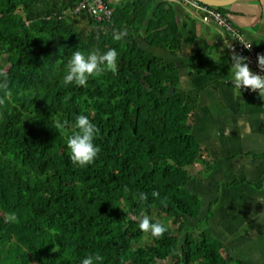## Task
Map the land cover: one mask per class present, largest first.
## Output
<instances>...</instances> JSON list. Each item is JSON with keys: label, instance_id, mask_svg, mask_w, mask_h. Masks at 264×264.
<instances>
[{"label": "trees", "instance_id": "trees-1", "mask_svg": "<svg viewBox=\"0 0 264 264\" xmlns=\"http://www.w3.org/2000/svg\"><path fill=\"white\" fill-rule=\"evenodd\" d=\"M78 1L0 0V71L10 92L0 91V264H80L89 254L100 264H244L206 230L210 213L191 226L201 201L186 185L205 164L190 125L196 101L180 90L173 63L135 41L142 32L149 46L180 49L172 3L103 0L112 17L96 22L75 13ZM108 48L120 54L116 73L65 84L72 51ZM80 114L100 129L101 151L85 167L67 148ZM10 212L18 222L6 221ZM143 215L168 230L143 232Z\"/></svg>", "mask_w": 264, "mask_h": 264}, {"label": "crops", "instance_id": "crops-1", "mask_svg": "<svg viewBox=\"0 0 264 264\" xmlns=\"http://www.w3.org/2000/svg\"><path fill=\"white\" fill-rule=\"evenodd\" d=\"M163 1L175 11L180 49L172 53L149 46L142 32L135 41L173 63L180 90L196 101L190 125L205 164L196 165L186 185L201 201L199 219L191 223L210 213L206 230L223 255L264 264V203L258 201L264 198V98L258 90L242 88L239 94L228 81L234 52L229 34L203 22L191 6ZM216 9L251 42L256 55L264 54V0H234Z\"/></svg>", "mask_w": 264, "mask_h": 264}, {"label": "clouds", "instance_id": "clouds-1", "mask_svg": "<svg viewBox=\"0 0 264 264\" xmlns=\"http://www.w3.org/2000/svg\"><path fill=\"white\" fill-rule=\"evenodd\" d=\"M114 38H121L120 31H115ZM245 47L250 48L251 42L245 43L244 37H239ZM119 52L116 48H108L106 51L99 49L92 51L75 50L67 62V70L64 74L65 84L75 83L81 87H86L90 77L101 76L106 70L116 73L118 71ZM247 57L236 52L232 54L229 80L234 90L239 94L242 88L257 91L261 98H264V72L258 74L254 72L246 62ZM257 63L264 69V54H257ZM0 91L10 95L9 82L6 73L0 71ZM0 102L2 98H0ZM74 128L76 129L67 137V148L70 150V160L78 166L85 167L95 162L101 151L100 146L95 142L100 129L88 115L80 114L76 117ZM153 196H158L157 191H153ZM141 200L148 199L147 193H140ZM264 203V198L258 200ZM9 223L18 222L15 212H10L6 216ZM139 228L154 237H161L168 230L167 224L161 221H154L149 215H143L139 222ZM57 245L56 241H50ZM102 257L98 254L86 255L80 264H100Z\"/></svg>", "mask_w": 264, "mask_h": 264}, {"label": "built area", "instance_id": "built-area-1", "mask_svg": "<svg viewBox=\"0 0 264 264\" xmlns=\"http://www.w3.org/2000/svg\"><path fill=\"white\" fill-rule=\"evenodd\" d=\"M179 4L188 5L202 13L203 22H213L216 26L223 28L231 38H233L232 49L234 52L247 57V63L256 73L264 72L257 63V55L252 46L245 47L239 37L243 36L228 17L223 16L216 8L199 3L195 0H173ZM75 13L84 12L96 22H109L112 17V9L103 0H79L75 8ZM245 43L246 40L244 39Z\"/></svg>", "mask_w": 264, "mask_h": 264}, {"label": "water", "instance_id": "water-1", "mask_svg": "<svg viewBox=\"0 0 264 264\" xmlns=\"http://www.w3.org/2000/svg\"><path fill=\"white\" fill-rule=\"evenodd\" d=\"M197 1L209 6L222 7L234 0H197ZM173 91H174L173 89H170L169 92L167 93V96L170 97L173 94Z\"/></svg>", "mask_w": 264, "mask_h": 264}, {"label": "rangeland", "instance_id": "rangeland-1", "mask_svg": "<svg viewBox=\"0 0 264 264\" xmlns=\"http://www.w3.org/2000/svg\"><path fill=\"white\" fill-rule=\"evenodd\" d=\"M170 226H171V225H170ZM191 226L194 227L195 225H194L193 223H191ZM204 227H205V224H204ZM30 260H31V257H30L28 254H26V255L24 256V262L26 263V262H28V261H30ZM29 264H35V263L30 262ZM159 264H162V263H159Z\"/></svg>", "mask_w": 264, "mask_h": 264}, {"label": "bare ground", "instance_id": "bare-ground-1", "mask_svg": "<svg viewBox=\"0 0 264 264\" xmlns=\"http://www.w3.org/2000/svg\"><path fill=\"white\" fill-rule=\"evenodd\" d=\"M197 1V0H196ZM199 2V1H198ZM201 3V2H200ZM179 4V3H178ZM203 4V3H202ZM206 5V4H205ZM207 6H209V5H207ZM211 7H214V6H211ZM217 27H219V26H217ZM234 28H236L235 26H233ZM223 32H225L226 33V31L223 29V28H221V27H219ZM237 29V28H236ZM232 40H233V38H231ZM234 41V40H233ZM233 50V49H232Z\"/></svg>", "mask_w": 264, "mask_h": 264}]
</instances>
